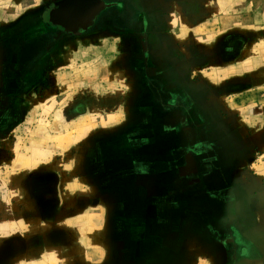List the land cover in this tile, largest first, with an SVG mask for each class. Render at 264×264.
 Returning <instances> with one entry per match:
<instances>
[{"label": "rangeland", "instance_id": "obj_1", "mask_svg": "<svg viewBox=\"0 0 264 264\" xmlns=\"http://www.w3.org/2000/svg\"><path fill=\"white\" fill-rule=\"evenodd\" d=\"M251 18L242 15L227 18L226 24H219L231 28L235 24L254 22ZM257 19L258 24L264 22L260 16ZM21 28L24 27L21 25L4 34L5 45L0 47V86L8 92L0 95L3 106L0 109V164L3 163L0 165V180L15 178L16 183L19 182L23 193L15 190L13 196L19 205L26 203V198L34 197L42 205V213L44 209L47 214L49 209L52 211L59 188H66V180L67 184L76 186V191H68L63 197L67 214H77L86 220V215L99 213L105 232L114 233V239H108L109 250H105L104 264H264V133L256 127L264 120L261 117L254 119L255 110H250V104L256 107L255 104L260 106L264 102V87L250 91L244 87L238 92L240 89L234 84L235 64L219 67V63H213L206 68L211 83L196 78V87L189 99L180 89V95L173 100L166 92L173 88L163 86L162 95L157 92L146 98L140 96L142 100L131 96V104L135 108L141 106L131 112V125L92 128L91 124L101 119L105 123V116L97 112H81V106L74 110L73 106L78 104L80 97L76 100L73 95L55 93L59 81L43 78V71L50 70L49 67L45 69L46 63H37L35 72L30 71L31 62L42 58L43 41L26 38L30 32H24L22 38ZM24 38L29 41H23ZM21 45L16 54V47ZM228 46L227 56L234 52V41ZM220 68H226L227 78L223 77L224 73L220 77ZM37 75L40 78H36ZM185 79L183 83L180 81L182 88L186 85ZM244 80L251 82L250 79ZM15 87L26 89L22 88L21 94L9 93ZM83 97L86 107L91 101L89 96ZM110 117L115 119L116 114ZM78 119L83 122L82 127L73 126ZM185 119L191 120L196 135L195 151L200 152L191 154V160L186 157L164 173L155 172L160 169L156 162L149 160L142 166L144 162L141 161L139 166L143 173L138 174L135 181L133 173L124 170L130 166L132 172H137L139 159L134 163L127 159L123 161L119 152L118 155L115 153L116 160L112 164V160L105 158L109 145L96 143L112 135L151 137L170 134L176 132L171 124L179 120L182 124L178 125L180 131L185 128ZM252 119L256 122L253 134L258 139L253 145L254 150L244 142L250 133L247 125ZM203 120L210 123L209 130ZM90 133L95 134L96 142L82 145L77 150V154L79 150L82 154L83 148L88 147V151L84 149V159L83 155L74 152V145L62 144L66 136L74 138ZM166 145L157 146L154 154L164 153ZM94 147L98 148L93 150ZM152 147H147V154L151 153ZM100 150L105 153L101 154ZM242 152L245 155L247 152L244 160L240 158ZM91 153L94 160L89 156ZM108 165L114 167L110 170L112 172L107 171ZM32 166L35 179L29 183L28 190L27 176H21V173ZM183 172L200 176L193 180L192 185L196 184L194 190L185 192L183 188L186 187L176 183ZM75 182L78 185H74ZM132 182L147 185L150 190L147 193L142 189L132 190ZM162 182L178 187L173 196L159 189ZM20 183H23V190ZM62 183L64 185H60ZM61 192L64 194L65 191ZM170 201L173 204L167 205ZM162 218L167 220L161 221ZM86 226V223L78 228L69 226L63 236L69 237L68 232L73 236L74 231L85 230ZM54 228L60 232L54 226L52 232ZM91 248L87 247L89 255L93 253ZM4 262L11 263L9 259L3 261L0 256V264ZM51 264H61V261L56 258Z\"/></svg>", "mask_w": 264, "mask_h": 264}, {"label": "crops", "instance_id": "obj_2", "mask_svg": "<svg viewBox=\"0 0 264 264\" xmlns=\"http://www.w3.org/2000/svg\"><path fill=\"white\" fill-rule=\"evenodd\" d=\"M61 1L63 0H0V31L5 34L3 32L16 29L19 19L42 15L50 10L51 5L56 7L52 8L48 15L51 23L61 25L62 23L57 20L63 19L66 20V24H75L71 29L75 33L65 32L57 41L47 44L48 49L36 63H46L45 69L50 68L43 71L44 79L59 81L58 87L55 86L57 87L55 93L70 94L75 96L76 100V97H80L78 104L73 106L74 110L81 106V112H97L105 116V123L101 119L98 121L100 123L91 124L92 128L131 125V112L141 109L139 104L136 108L131 104V96H137V99H141L140 96L142 98L154 96L157 92H163V86L165 89L173 88L171 91L165 90L173 100L180 95V89L184 90L183 93H186L189 99L196 87V78L211 83L210 72L206 68H210L213 63H219V67L235 64L237 74L234 77V84L240 89L238 92H242L244 87H248L249 91L264 87V22L257 23L258 16L264 20V0H85V2L78 0L74 5L79 11L78 19L69 16L67 11L63 12L65 9ZM242 15L251 16L254 22L235 24L231 28L221 26L226 24L228 19ZM77 21L80 26H77ZM211 31L214 32L211 34ZM3 38L1 35L0 47L5 45ZM230 41H234L235 47L233 54L227 56L226 48L229 47ZM242 66L245 67L240 68ZM34 72L35 70H32V73ZM223 73H226V68L219 71L220 77ZM182 74H185L186 78V85L183 88V84L180 83L184 79ZM39 75L35 77L40 78ZM223 77L227 78V75ZM244 79H250L251 82ZM22 88L26 89L15 87L11 88L9 93L21 94ZM6 93L8 92L2 90L0 86V95ZM83 96H89L91 101L86 107L82 101ZM255 105L256 107L253 103L250 104V110L253 112L255 110L254 119L261 117L264 120V102L260 106ZM2 107L0 104V109ZM115 114V119L110 117ZM254 119L247 125L250 133H247L249 138L244 140L245 144L251 145L252 150L256 149L253 145L258 140L253 134L256 124ZM79 121V119L73 121V126L82 127L83 122L80 121V124ZM190 122V119H185V128L179 131L178 125L182 124L176 120L171 124L176 128V132L159 136L112 135L96 142L93 138L95 134L90 133L80 134L74 138L66 136L62 144L74 145L73 150L77 154L78 147L81 148L82 145L86 146L85 144L93 142L106 143L109 146L105 158L112 160V164L116 160V155L121 152L123 161L127 159L128 162L134 163L139 159L137 165L143 161L142 166H145L151 160L160 167L155 172L164 173L186 157L191 160V154L200 152L195 151L196 135L193 134ZM203 125L207 126V130L210 129L209 122L204 121ZM194 127L196 128V125ZM256 127L264 133V121ZM199 141L203 143V140ZM48 142L51 143L50 138ZM43 143H47L45 139ZM162 143L168 144L164 153L161 151L154 154L156 151L153 150ZM147 147H152L150 154L146 153ZM95 148L98 147H94L93 150ZM84 149L88 151V147H85L82 154L80 150L77 154L83 155V159ZM43 151L45 154V147ZM100 153L105 152L100 150ZM246 155L242 152L241 160L246 159ZM89 156L93 158L92 153ZM151 156L152 159H149ZM44 158L45 155L42 159ZM140 166L137 172H132L130 166L124 171L133 173L135 181L136 176L143 173ZM107 169L108 172H112L110 170L114 167L108 165ZM24 174L27 176V189L30 190L29 183L35 179L34 167L32 166V169L27 167L21 176ZM181 174L180 181L176 183L184 185L185 192L194 190L196 184H192L200 176L197 173ZM190 180L192 181L189 182ZM18 183L15 178L0 180V256L3 261L9 259L10 264H51V260L57 258L61 264L105 263L103 256L105 250H109L108 239H114V233L105 232L103 218L99 213L86 215V220L77 214H67V205L63 197L67 196L68 191H76V186L67 184L66 180V188L63 190L59 188L60 193L54 200V208L45 214L44 209L43 213L40 209L41 204L34 197L26 198V203L22 205L18 204L13 198L15 190L23 193ZM161 184L159 189L165 190L168 196H173L175 188H178L171 187L165 182ZM21 185L23 190V183ZM74 185L78 184L75 182ZM141 189L145 193L150 190L147 185L135 182L132 190ZM61 191H65L64 194ZM163 197L161 195V198ZM172 204L170 201L167 205ZM90 205L94 206L92 203ZM48 207L50 208V205ZM19 214L21 220L17 218ZM163 220L167 219L162 218L161 221ZM83 223L87 224L85 230L74 231L73 236L68 232L69 237L66 238L63 236L67 233V227L78 228L83 226ZM52 226L57 227L60 232L55 228L52 232ZM87 247H92L91 255L87 252Z\"/></svg>", "mask_w": 264, "mask_h": 264}, {"label": "flooded vegetation", "instance_id": "obj_3", "mask_svg": "<svg viewBox=\"0 0 264 264\" xmlns=\"http://www.w3.org/2000/svg\"><path fill=\"white\" fill-rule=\"evenodd\" d=\"M77 1L78 0H63V1H61V3L64 4L63 8L65 10L63 12L67 11L68 14H70L69 16H71V17L75 16V18L78 19L77 14L79 11L74 6L77 3ZM50 7H51L50 8L51 11H52V8H56V7H53L52 5ZM50 10L45 12L42 15H36V16H33V17L31 16V17H27V18L23 17V18L19 19L18 24H17L18 25L17 28H20L21 25L24 27V28H21L20 36H22V38H23L24 32H27V33L30 32V34H28V36H26V38H29L32 40L37 39V38L42 39L43 46L45 44V46L43 47L44 51L46 49H48L47 44H49V43L52 44L53 41H57L59 39L60 35L64 34L65 32L66 33H75V31L71 30V29H73V27L75 25L74 23L66 24V20L63 21V19L57 20V22L60 21L62 23L61 25H60V23L58 25L53 23V22L51 23L50 19L48 17ZM62 15H64V13H62ZM64 16L66 18V15H64ZM76 23H77V26H80L79 21H77ZM8 32L9 31H7L6 33L5 32H3V33L7 34ZM1 35L4 36V34H2V32L0 31V37H1ZM44 37H45V39H44ZM26 38H24L22 40L23 41H26V40L29 41ZM22 45H23V43H22ZM22 45L16 47L18 49V50H16V54H18L17 52H20ZM46 46H47V48H46ZM23 47H25V46H23ZM37 60L38 59L33 60L35 63L31 62L32 67H29L30 71L35 70V67L37 65V63H36ZM41 207H42V205H40V208Z\"/></svg>", "mask_w": 264, "mask_h": 264}, {"label": "water", "instance_id": "obj_4", "mask_svg": "<svg viewBox=\"0 0 264 264\" xmlns=\"http://www.w3.org/2000/svg\"><path fill=\"white\" fill-rule=\"evenodd\" d=\"M82 2H85V0H84V1H82Z\"/></svg>", "mask_w": 264, "mask_h": 264}]
</instances>
